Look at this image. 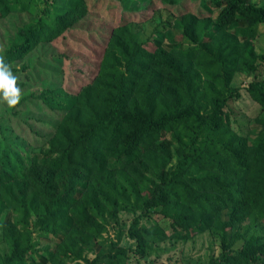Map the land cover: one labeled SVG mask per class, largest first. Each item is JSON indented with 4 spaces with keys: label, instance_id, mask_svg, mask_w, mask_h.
Segmentation results:
<instances>
[{
    "label": "trees",
    "instance_id": "1",
    "mask_svg": "<svg viewBox=\"0 0 264 264\" xmlns=\"http://www.w3.org/2000/svg\"><path fill=\"white\" fill-rule=\"evenodd\" d=\"M49 1V21L39 17L16 31L3 55L11 69L91 13L89 0ZM115 1L118 22L102 35L91 79L69 92L60 64L41 69L57 85L30 95L27 105L39 113L14 134L20 141L0 138V210L13 215L0 226L8 247L0 264L140 260L154 254L153 243L208 231L221 250L204 264H264V79L247 88L260 108L253 139L232 128L230 110L239 96L234 75L264 60L253 44L264 0H191L206 14L184 0H161L179 31L166 40L190 42L177 54L133 37L130 15L153 0ZM19 6L31 4L0 0V16ZM120 212L134 215L128 235L135 248L110 241L108 252L88 259L84 253L104 245L100 237ZM35 232L49 241L40 246Z\"/></svg>",
    "mask_w": 264,
    "mask_h": 264
},
{
    "label": "rangeland",
    "instance_id": "2",
    "mask_svg": "<svg viewBox=\"0 0 264 264\" xmlns=\"http://www.w3.org/2000/svg\"><path fill=\"white\" fill-rule=\"evenodd\" d=\"M25 1L30 2L31 7L29 9L22 10L19 6L17 11L10 12L5 17L0 16V57H3L8 46L16 40V31L19 28L35 22L39 17L47 19V21L52 18L53 8L48 5L49 0ZM184 1L186 7L199 10L204 14L207 13L199 7L197 1ZM88 3L91 13L84 22L78 25L77 29L67 32L63 37H59L53 42L38 44L22 61L13 64L14 68L11 71L17 78V85L21 88L22 99L17 105L11 107L0 102V138H10L13 135L15 141H20L21 138L14 134L24 125V120L36 117L39 113L27 105L28 102L32 101L30 95L32 93L38 94L48 87L57 85L52 79L42 76L41 69L54 70L57 69L55 65L60 64V71H63L61 84L69 92H75L94 75L97 59L102 49L100 40L102 35L106 39L109 30L117 24L119 4L115 0H89ZM47 5L52 10L49 16L45 14ZM163 7L164 4L161 0H153L150 6L144 7L145 9L134 11L130 15L133 21L129 27L137 42L152 39L156 45L177 54L180 50L187 48L190 42L184 40L182 43L172 44L166 40L167 32L177 34L179 31L174 25L176 19L170 16L172 12ZM153 11L155 13L152 16ZM216 13V11L213 12L212 18L215 17ZM237 24L243 26L245 22L238 21ZM213 25V22L210 23V27ZM253 44L255 53L264 55V26L259 27L258 36ZM60 55L62 57H58ZM253 79H264V60L257 61V69L252 73H236L231 81V85L239 93V96L230 103L232 128L248 139H253L256 135L255 131L258 128L254 119L260 113L259 105L250 98L247 91L248 85ZM25 147L27 148L26 143ZM12 218L13 215L10 211L0 210V226L11 221ZM133 218L134 215L130 213L120 212L118 223L109 224L107 232L100 237L104 245L101 247L96 243L94 252H86L84 255L88 259H92L94 253L108 252L110 241L116 242L119 248H135V242L128 235V229ZM139 222L145 226L149 223L145 217H141ZM157 223L165 228L168 225V220L159 219ZM119 232L121 236L117 242L116 235ZM34 237L38 238L37 232L34 233ZM38 241L39 245L42 246L49 240L42 239L40 241L38 238ZM53 242L54 238L49 243ZM151 245L155 252L150 256H143L140 260L131 257L108 264H204L208 258L218 255L221 250L220 238L215 234V231L196 235L192 239H169ZM7 252L8 247L0 230V263ZM46 264L51 263L47 262ZM66 264L72 263L66 262ZM101 264H107V262H101Z\"/></svg>",
    "mask_w": 264,
    "mask_h": 264
},
{
    "label": "clouds",
    "instance_id": "3",
    "mask_svg": "<svg viewBox=\"0 0 264 264\" xmlns=\"http://www.w3.org/2000/svg\"><path fill=\"white\" fill-rule=\"evenodd\" d=\"M16 79L9 64L0 57V102L10 107L17 105L22 99L21 88L17 85Z\"/></svg>",
    "mask_w": 264,
    "mask_h": 264
}]
</instances>
